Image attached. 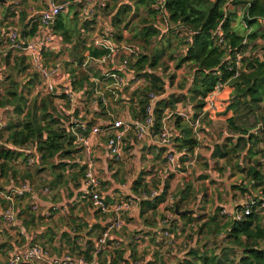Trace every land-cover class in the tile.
Masks as SVG:
<instances>
[{"label": "trees", "instance_id": "trees-1", "mask_svg": "<svg viewBox=\"0 0 264 264\" xmlns=\"http://www.w3.org/2000/svg\"><path fill=\"white\" fill-rule=\"evenodd\" d=\"M30 1L32 0H19V9H22V6L24 7ZM166 1L165 14L169 22V29L167 30L163 28L159 12L153 9L155 0H128L125 6L116 8L115 11L112 6H108L105 11L101 12L100 17L104 16L105 12L109 10L107 13L111 16L105 22L109 23L112 28L115 45L118 47L126 45L139 52L138 56L121 55L122 58L126 57L129 60L123 75H133L135 78L145 80V84L132 93L131 98H128L133 104L129 110L130 115L128 118L131 120H142L144 118L150 93L165 95L159 99L155 106V131L159 133L163 126V120L170 113H174L171 116V119L174 117L171 128L175 132V137L173 147L170 150L177 155L179 170H183L181 172L182 177L187 180L186 183H189V177L185 175V172H187L186 164L199 146V141L194 128L176 114L183 99L187 98L194 113L199 114L207 108V97L214 92L216 85L219 82H228L229 92L233 94V96L230 94L229 99L224 102V104H228V107H222L219 103L218 112H215L212 117L210 113L209 117L212 120L214 118L224 119L230 130L245 135L249 134L248 140L250 142L253 138H256V134L252 131L249 132V128L242 129L237 125L236 116L233 117V115L234 113L242 115L238 117V120H241L242 117L252 115L256 109L259 110L260 104L264 103V0ZM0 6L5 9L6 14L14 22L17 17L16 9L13 10L12 6L5 4H0ZM132 7L136 9L135 17L129 19L126 23L128 16L133 11ZM141 7L147 10L148 18L139 15ZM230 7L234 11H230ZM20 12L19 21L23 26V37H33L35 27L32 26L30 31L26 30L31 19L26 20V10H23V12L20 10ZM76 15L78 16V14ZM74 18L72 19L74 20ZM136 20L141 23L140 27L135 24ZM238 22L241 25L240 29L235 27ZM0 23L4 24L2 21ZM10 23H8V27L21 31L20 27H17L19 25ZM80 23L82 28L87 31H90L91 26H97L96 18L83 23L80 21ZM244 24L247 25V29H245ZM54 31L62 37L71 53V59L78 64H83L89 57L100 59L107 54L106 50L95 49L92 46L91 37L80 34L77 22L70 21L66 16L59 18ZM219 34H223L226 38L225 49L217 45ZM1 36L3 37V31H1ZM245 40L246 44L244 45ZM251 50H258L256 56H248ZM237 52L245 55L242 60L244 70L241 71L238 77H235L236 72L228 70L226 58H233ZM13 64L14 61L11 63V59L8 57L6 68L10 69V72L6 77L3 93H0V113L5 108L12 107L14 114L22 117V120L15 123L10 122L7 129L0 133V179L9 178L10 172H13L15 176L17 171L14 163L18 161H22L28 169H33L34 167L27 165L28 155L20 150L35 147L41 155V162L38 167L43 168L45 166L43 169L51 171L53 181L50 190L68 189L71 183L75 189L82 188L78 182L80 177L84 179L85 172L76 159L81 149L78 148L76 138L71 133L65 109L60 111L56 105L58 100L67 101L70 104L71 101L65 95L61 97L50 94L41 96L42 93L29 99V96L33 95L35 81L40 83L39 76L35 72L29 74L31 68L27 59L23 56ZM171 64H173L175 71L188 66L192 72L190 81L182 80L179 83L181 91H174L167 97V93L178 80L176 72L167 77L171 71ZM65 67L72 79V81L70 80L72 91L78 97L82 94L85 98L83 110H86L92 102L90 88L93 89L94 87L90 83V71H85L72 63H67ZM25 74L26 81H20L18 78L23 77ZM95 74L99 75L98 73ZM166 80L169 81V91L167 90L168 82ZM122 95H124L121 97L123 99H127L129 96L128 93ZM108 97L112 101H117L111 95H108ZM70 107L71 105L68 106V110ZM232 108H234L233 112H231ZM85 112V114L88 113ZM80 113V109H75L74 115L77 119L80 117L81 120H84L85 118ZM94 113L95 115L88 121L89 129L97 123L94 121L97 118L95 116L105 117L106 115V119L103 120L107 121L108 119V113L105 112L101 102L96 109L94 108ZM5 133H8L5 143L20 150H11L5 147L2 142ZM159 150L161 154L165 155L167 163V149L160 148ZM239 153H241V150L237 145H227L225 150H221L217 145L214 148L213 157L215 158L218 155L227 159L226 163L230 164L229 161L235 155L239 159ZM68 168H77L79 171L72 178H69L66 174ZM43 169H40L39 172ZM232 170L234 173L235 170L237 173H246L247 177L244 178H247L251 183L250 190L247 186L242 185L238 186L239 190L241 189L244 194L251 190L254 193L261 191L264 196V174L257 166L244 169L239 165H235ZM171 177L173 176H170L169 180L165 182L161 196L153 203L150 201L143 202L138 211V218L149 229H153L158 223L159 219L154 222L153 217H158L160 205L166 201L170 190L169 181ZM28 178L31 179V175L26 172L24 181H28ZM157 178L160 177H153L152 181H158ZM11 179L10 182H14L13 178ZM141 182L137 181L135 185L142 187L140 190L147 189L148 185H143ZM191 194L192 184H189L181 191L179 197H176L173 208L175 209L178 206L180 212H186L185 207L190 202ZM79 195L80 198H83L84 207L85 203H90L83 191ZM0 204L3 205L4 201H1ZM237 210H240V208ZM219 212L220 210L209 221L201 225L199 233L205 236V241L215 240L214 245L216 247L223 246V249L229 250L230 253L223 256L218 255L216 249L209 248L207 245L203 248L190 247L183 253V259L173 264H264V217L261 215L262 212H258L254 208L241 221H234L231 218L222 219L219 217ZM68 216L69 214L63 217L61 222L67 224L68 228H70V225H74L75 233H83L87 229V223L80 224L75 220L71 224L72 219ZM94 216L102 223L106 219V216L98 211L95 212ZM164 216L160 219H163ZM193 216L194 214L186 212L172 223V230L176 231L178 223H182V220L185 221L186 226H194ZM18 219L26 230L33 234L35 233L33 230L38 229L39 222L44 220V217L38 216L37 213L32 211V208L22 207ZM102 232L103 228L97 236L99 237ZM33 235L34 244L48 251L45 245L35 241V234ZM91 246L93 247V243ZM112 246L114 244L107 249H115ZM92 247H87L85 252L87 259H91L90 251ZM235 251L241 253L239 260L231 258V256L236 257ZM123 253L125 255V252ZM123 253L118 251L120 259L123 257ZM133 254L132 250L130 259L134 258ZM102 255L98 259V264H100ZM158 256L157 254L156 259H158ZM111 258L114 260L116 256L114 255ZM125 258L127 259V257Z\"/></svg>", "mask_w": 264, "mask_h": 264}, {"label": "built area", "instance_id": "built-area-1", "mask_svg": "<svg viewBox=\"0 0 264 264\" xmlns=\"http://www.w3.org/2000/svg\"><path fill=\"white\" fill-rule=\"evenodd\" d=\"M128 0H35V5L40 7L41 10L35 11L34 15L30 16L29 27L27 31L35 27V34L33 37L24 38L22 31L10 27L3 29L2 39L8 45L10 50L15 51L17 54L25 57L30 65L31 71L39 76L40 87L42 94L55 95L56 97L66 96L71 104L74 106L77 103L78 97L72 91L70 80L72 81L64 64L63 52L67 51L68 46L64 43L62 37L54 31V27L62 16L69 15L75 10L84 22L91 21L96 18V21L101 20V12L105 11L108 6L120 2L126 3ZM166 0H155L153 9L159 12L162 25L164 29H169L168 18H166ZM33 3V2H32ZM13 10L16 9L17 17L19 19L20 9L19 0H15L10 4ZM29 13L33 10L28 8ZM74 16V15H72ZM71 16V17H72ZM107 23V22H106ZM245 29L247 25L244 24ZM94 29L91 33L83 29L82 35L91 37L92 46L98 50H106L107 54L100 59L87 58L83 64H78L73 59L67 57V62L74 64L85 71H90L91 65H100L95 73L90 72V83L93 84L92 92V106L97 108L101 102L108 113L109 121L97 122L90 129L88 128V121L93 116L87 117L88 119H72L70 130L76 138L78 148L81 149L80 166L84 169V190L88 201L92 205L95 212H100L106 216L103 222L102 234L93 241V247L90 251V258L87 259L85 255H72L63 253L61 256H52L48 251L44 250L39 245L34 244V235L29 233L19 221L18 215L20 208L15 203V198L25 197L30 195L34 199L33 209L38 212V195L34 187L28 181H20L19 186H14L13 182L7 194H2L6 207L0 212L1 222L5 227L11 229L9 231L11 236L20 238L18 244H13V249L9 253L7 264H98L99 257L110 247V242L117 241L114 239L116 233L121 232L127 225L126 217L138 213L141 204L145 201L154 202L164 190V185L158 189L153 190H140L137 194L121 197L119 200L110 203L106 200L101 192V179L97 173V163L95 156V148L93 140L98 137L107 139V151L111 159L120 163L123 161L125 149L128 146L127 137L132 134L138 141L152 140L155 141L159 148L167 149V169L179 173V164L177 155L170 149L174 144L175 132L167 124V120L174 114L170 113L164 120L163 126L159 133L155 131V106L159 99L165 95H158L150 93L148 95L149 103L145 109V115L142 120H131L122 117H115L111 110L112 100L108 97L111 95L117 100L119 95L126 92L134 93L145 84L144 79L135 78L133 75L124 76L129 60L121 55L138 56L139 52L136 49L130 48L126 45L118 47L113 42V32L109 23L105 26V31L100 33V29ZM90 28V29H91ZM246 44V40L243 42ZM217 45L222 49L226 48V38L223 34L218 35ZM245 55L236 53L233 58H226L228 70L235 71V77H238L241 71L244 70L243 58ZM67 76L69 78L68 85L61 87L59 80ZM228 82H219L214 92L207 97V108L199 114H195L193 110L189 113L183 109L176 112L184 121L190 124L197 133L198 141L204 138L203 121L211 112L218 111V105L224 94ZM127 87V88H126ZM81 98L85 99L81 94ZM79 98V99H81ZM86 115V114H85ZM88 116V115H86ZM90 116V115H89ZM71 125H73L71 127ZM8 123L3 120V112L0 113V133L7 129ZM200 139V140H199ZM5 147L11 150H20L10 144L4 143ZM260 146L264 150V137L260 141ZM28 155L27 165L35 167L40 165L41 155L35 147L21 149ZM44 194H52L51 190L47 187ZM174 205V203H173ZM240 210H235L232 215V220L241 221L245 215H249L254 208L258 212L264 213V196L260 191L258 194L254 192H247L245 194V201L240 204ZM173 208V207H172ZM63 205L52 203L48 216L52 213L65 214ZM179 217L176 215L175 209L170 213H166L163 219H160L153 229H149L148 233L153 237V248L159 252L165 250H174L178 245H181L177 235L172 230V223ZM181 223V222H179ZM145 237L143 235H136L134 240L136 243L141 244ZM147 239V238H145ZM184 242V241H183ZM116 246V245H115ZM118 246V245H117ZM184 250L192 247L188 243H183ZM165 255V254H163ZM133 264H146L142 261H135ZM153 264H162L160 261H153Z\"/></svg>", "mask_w": 264, "mask_h": 264}, {"label": "rangeland", "instance_id": "rangeland-1", "mask_svg": "<svg viewBox=\"0 0 264 264\" xmlns=\"http://www.w3.org/2000/svg\"><path fill=\"white\" fill-rule=\"evenodd\" d=\"M10 4H12L13 1L15 0H6ZM35 2V1H34ZM27 3L26 5H24V7L22 6V9L20 8V10L23 12V10H26V20L29 19L30 16L34 15L35 11H39L41 10L40 7L36 6L35 3ZM127 4H121L120 2L116 3L115 5L112 6V9L115 11L116 8H121L122 6H125ZM28 8H31L33 10V12L31 11L29 13ZM132 12L130 13V15L127 18L126 23L129 21V19H133L134 13L136 11L135 8L132 7ZM233 8L230 7V11H232ZM111 11V9H110ZM234 11V10H233ZM109 12V10L107 11ZM105 12V15L101 17V20L96 21L97 22V26H93L94 28H98L100 29V33H103L105 31V26L107 25V23L105 22V20L108 19L109 13ZM21 14V12H20ZM241 14V13H240ZM74 15V16H72ZM139 15L142 17H146L148 18V13L147 10L143 7L140 8L139 11ZM72 16V17H71ZM113 16V15H112ZM66 17L70 20V21H74V23L77 22L78 24V30L79 33L82 34L83 28L82 25L80 23V21L83 23V19L79 17V15L77 16L75 14V10L71 11L69 13V15H66ZM75 17V18H74ZM8 16V14H6L5 9H3L0 6V21L4 22V24L0 23V93H3V89L4 86L6 84L5 80L6 77L8 76V73L10 72V69L6 68V61L7 58L10 57L11 59V63L14 61V64L16 62L17 59H20V57H22L21 55H18L15 51L10 50V48L8 47V45L4 42V40L2 39L1 36V31H3V29H7L10 28L8 27L9 24H17L20 27L21 31L23 32V26L20 24L19 19L15 20L14 22H12L11 18ZM74 18V20L72 19ZM142 19V18H141ZM135 24L140 27L141 23L138 22V20H136ZM241 25L238 23H236L235 27H237V29H240ZM94 29H90V33L93 31ZM262 44V42H261ZM144 53L146 51H143ZM258 52V50L253 51L251 50L248 53V56L253 57L256 56V53ZM67 57L72 58L71 53L69 50L64 51L63 52V56L60 57L62 59H64V64L66 65L67 62ZM21 61V60H20ZM13 64V65H14ZM92 68H90V72L94 73V71L96 72L97 69L100 68V65H91ZM177 74V82L175 84V86L170 89L171 92L176 91L179 92L181 91L179 83H181L182 80L185 81H190L191 79V72L192 70L190 69V67H184L183 69L179 70V71H175L174 70V66L173 64H171V71L169 72V74L167 75V77H169L170 75H172L173 73ZM28 73V71H27ZM33 72H31V70H29V74H31ZM97 73V72H96ZM20 81L25 80L26 79V74L23 77H19L18 78ZM26 81V80H25ZM169 84V81L166 80ZM36 84L33 88V95L29 96V99H32L33 96L42 93L41 88L40 87V83L38 81H35ZM167 90L169 91V87L167 88ZM26 93V90H25ZM3 95V94H2ZM41 96L44 95L40 94ZM129 96L127 97V99H123L121 98L124 95H119L117 97V101H112L111 102V110L113 111V115L115 117H122V115H125L126 112L129 113V110L131 109V107L133 106V104L128 100V98H131V94H128ZM169 96V94L167 93V97ZM76 97H78L76 95ZM77 99V103L73 106L72 104L68 103L67 101H56V105L58 107V109L60 111H62L63 109H65L66 111V117H67V122H69V124L71 123L72 119H77V117L74 115V113H70L68 114V106L71 105L70 108L73 107H79V109L81 110V112H83L84 114L86 113L85 111H87L88 113L86 115H92V113H94V109L92 104L89 105V107L86 110L84 109L83 103L85 101V99L81 98ZM69 101V100H68ZM179 109H183L185 112L189 113L192 109L189 100L183 99L182 103L179 104ZM106 112V110H105ZM252 113V112H251ZM249 115V114H248ZM251 115V114H250ZM102 121H104L103 119H106V115L105 117L100 116ZM107 121L110 120L109 117H107ZM251 118V119H250ZM80 119V117H79ZM3 120L6 121L8 124L11 123H15L18 121L22 120V117L17 116L16 114H14L13 108L12 107H8L5 108V110L3 111ZM105 122V121H104ZM174 122V117L171 119V117L167 120V124L168 126L171 128L172 123ZM259 123L264 124V103L260 104V108L259 110L256 109L255 112L252 113L251 117H249L248 120V124L252 127L258 126ZM249 127V128H252ZM8 134V133H7ZM7 134L5 133V135L3 136L2 142L5 143L7 140ZM264 137V130L261 131V133L257 136L256 135V143L255 145L257 146L256 150L259 152L260 157L257 160H260V162L258 161L256 166H258V164H260L258 167L260 169H262V171L264 172V165L261 162L262 157L264 156V151H262L263 149H259L258 145H260V141L262 140V138ZM258 139V140H257ZM101 140H105V138L103 139V137H101ZM81 154H78L76 157V159L78 161H81L80 158ZM14 165L16 166V175H13V172H10L11 174L9 175V178H3L0 179V203L1 201H5L2 194H7L9 191V188L11 186L10 180H12L11 178H13L14 182L13 185L14 186H19L20 181H24V179H26V172H29L31 175V179L28 178L29 182L32 184V186L34 187L38 198H42L43 196L45 197H49L51 200H53V202L55 203H60L63 200L62 197V193L61 188L59 189H55V190H51L52 194L47 195L44 194V190L45 188H51V182L53 181L52 175H51V171L50 170H46L43 169L42 167H34L33 169H28L25 164L22 161H18L16 163H14ZM40 169H43L41 172H39ZM165 169H167V165H165ZM183 171V170H182ZM182 171L179 170V173L175 174L174 172L168 170L167 175L165 176V178H157L158 181H152V179L150 180V184H148V188L145 190H149V189H153L156 190L158 189L160 186L164 185L165 186V182L167 180H169L170 176H173L170 178L169 181V185H170V190L167 194L166 197V201L165 203L161 204L160 207V211L158 212V217H153L154 222H157V220L161 217H163L166 213H170V211H173L174 205L173 203H175V199L176 197H179V194L181 193V191H183L189 184H192V194L190 197V202L189 204L185 207V210L190 213V214H194L193 219L195 220L193 222L194 226L188 227V225L186 226L185 221L182 220V223H178L179 226H177V230L174 231L175 234L177 235L180 243H182L181 245H178L174 250H165V252H163L165 255H163L162 257L155 259L154 256L155 254H153L155 251L153 246L155 245L154 242L152 241V239L150 240V238L147 239H143L141 244H136V249L134 248L133 250H137L139 249L140 252H136L134 253V258L130 259V255L128 253L127 250H122L121 248H127V245H123L122 247L120 246H112L115 247V249H107V251H105V253H103L102 257L100 258V264H133L135 261H142V263L146 264H153V261H160L162 264H173L176 263L178 261L181 260V257L183 256V253L186 252V250H184V248L182 247L183 243H188L189 245H191L194 248H203V246L209 247V248H214L217 250V254L218 255H228L230 252L229 250H225L223 249V246L220 247H216L215 244V240H209V241H205V236L201 235L199 233V228L201 227V225L206 222L209 221V219H211L214 215H216L219 212V217L222 219L228 218V219H232V215L235 212L236 209L241 208L240 204H242L245 201V194L244 192L241 191V189H238V186L242 185V186H247L248 188L250 187L249 184L250 181L246 178H243L240 181H236L234 185H232L231 183V187L229 188L227 185H223L222 183H218V181L211 179L210 177L207 178L209 180V184H205L201 182V180L204 181V179L198 178L194 175V177L191 176V174L189 173V170L186 166V171L185 175L189 177L188 180L189 183H186L187 180L184 179V177H182ZM189 173V174H188ZM206 179V180H207ZM69 189V190H68ZM68 189H64V195L65 198H68V192L69 194L72 192L70 188ZM236 190H239L240 193L239 194H234V197L232 200H234V202H232V205L234 206V210L230 211L229 208L223 207V205H227L230 202V197L228 196V192H233ZM229 190V191H228ZM260 191L255 192L256 194H258ZM54 193H59V195L54 196ZM79 197V201H81V203H79V205H83V198ZM3 198V199H2ZM59 198V199H58ZM15 203L16 205L21 209L22 207H29L32 208V211H34L33 209V203H34V199L29 195V196H25L22 198L16 197L15 198ZM0 206L4 209L6 207L5 204ZM82 208L87 211H93L92 206L90 205V203H85V207L84 205L82 206ZM41 209L38 212L35 213H40ZM231 212V213H230ZM95 215V213H94ZM262 217H264V213L261 214ZM41 217V216H40ZM128 218V216L126 217V219ZM158 220V221H159ZM73 226L70 225V228H73ZM38 230V229H37ZM37 230H33V231H37ZM9 231H12L11 229L7 228L4 226V224L1 222L0 219V264H7L8 261V257H9V253L10 251L13 249V244L17 243L18 240H20V238H15L14 236H11ZM101 231V227L98 228V231L96 233V236L100 233ZM135 236L140 234L143 235V237H145L146 234H143L144 232L139 230V228H136L135 230ZM123 232V230L121 231ZM150 235V233H149ZM220 240H222V238H220ZM135 241V240H134ZM184 241V242H183ZM88 244L83 243L81 246H79V249L77 250H70L69 254L72 255H85V252L87 249V247H92V243L91 241H87ZM113 243V242H110ZM145 243H150V245H145ZM18 244V243H17ZM112 245V244H110ZM140 245V247L138 248L137 246ZM149 247V248H148ZM83 249V250H82ZM225 250V252H224ZM118 251H121V253L125 252V255L123 253V257L120 259L119 258V254ZM138 251V250H137ZM49 252V251H48ZM50 253V252H49ZM236 257L231 256V258H235L236 260H239L241 253L239 251H235ZM116 256V259H112L111 257ZM127 257V259L125 258ZM230 258V259H231ZM129 260V261H128Z\"/></svg>", "mask_w": 264, "mask_h": 264}, {"label": "crops", "instance_id": "crops-1", "mask_svg": "<svg viewBox=\"0 0 264 264\" xmlns=\"http://www.w3.org/2000/svg\"><path fill=\"white\" fill-rule=\"evenodd\" d=\"M34 1L35 0H32L30 2L32 3ZM59 82L61 87H64L65 85H68L69 78L64 76L59 80ZM229 90L230 88L227 86L220 101L222 107H228V104H224V102L229 99L230 94L233 96ZM173 92L169 91L168 94ZM126 93L131 94L129 92ZM79 98H81V95ZM77 108L79 109V107L70 108L68 110V114L72 112L74 113ZM94 108L95 107H93V109ZM233 109L234 108H232L231 112H233ZM214 113L215 112H211V115L209 113L205 118L206 121L204 119V138H200L201 140L199 139V146L196 148L193 156L190 157V160L186 165L192 177L195 175L198 178L204 179V181L201 180L202 184H209V180L207 178L210 177L211 179L218 181V183L227 185L230 188L232 185L236 184V181L241 182L244 177H247L246 173H237L236 170L234 173L232 167H235V165H239L244 169L254 167L257 165L255 163L258 161L260 162V160L257 159L261 157L259 152L256 150L257 146L255 145V138H253L250 142L248 140L249 134L245 135L243 133L230 130L228 123L224 119H210L209 115L212 117L214 116ZM80 115L88 119L87 117L94 116L95 113H92L90 116H86L83 112H81ZM129 115L130 114L126 112V114L122 116L129 119ZM234 116H236L237 125L242 127V129L252 127L248 124V120L251 115L245 118L242 117L241 120H238V117L242 115L234 113L233 117ZM95 117H97L94 120L95 122H100L102 120L100 116ZM249 129V132L252 131V133L258 136L261 131L264 130V124L259 123L258 126ZM127 143L128 146L125 149L123 161L116 163L108 155L107 139L105 138V140H101V138L98 137L93 140L97 173L101 179V192L110 203L119 200L121 197L134 195L142 189L139 185H135L137 181H142L141 183L143 185H148L153 177L165 178V165H167L165 155L160 153V148L156 145L155 141H138L132 134H130L127 137ZM231 144L237 145L241 150V153H239V159L236 158L237 156L235 155L229 161L230 164H227V159L218 155L215 158L213 157L214 148L217 145L221 150H225L227 145L230 146ZM258 147L261 149L260 145H258ZM261 162L264 165V156L262 157ZM259 165L260 164H258V166ZM259 170H261L264 174L262 169L259 168ZM78 171L79 170L77 168H68L66 172L67 177L72 178ZM230 182H232V185ZM78 183L81 184L82 188L75 189L72 183L69 185L72 192L70 194L68 192V198H65L63 190L60 191L62 193L63 200L58 204L64 206L65 214L52 213V215L48 216L46 214H48L52 203L55 202L45 196L38 198L37 200L39 206L38 211L41 209L40 213H37V215L44 217V220L39 222L40 225H38V230L36 229L37 231H34L35 233L33 234H35V241L45 245L46 249L52 256H61L63 253L69 252L72 249H79V246L83 243L86 244L87 241L93 242L98 237L96 236L98 228H103L101 220H97L95 218L94 211L89 212L82 208L83 205H79L80 201L78 195L84 190V180L82 177L79 178ZM251 192L253 191L251 190ZM233 193L239 194L240 191L235 189L233 192H228L230 202L227 205H223V207L229 208L230 211L234 210V206L232 205V202H234V200H232L234 197ZM54 196H57V193H54L53 197ZM1 210L2 207H0V212ZM68 214V217L72 219L71 224H73V221L75 220L80 224L87 223V229H85L83 233H75L73 228L69 229L67 224L65 225L61 222L62 218ZM136 228H139V230L144 232L143 234H146L145 238H150V240L153 238L148 233L149 228L143 225L142 221L138 218V213H136L128 216L126 227L123 229V232H119L114 235V239L117 241H112V244H114V246L118 245L119 247H122L124 244L127 245V248L121 249L127 250L128 253L131 254V251L134 248L136 249L137 244L136 241H134V230ZM145 245H150V243H145ZM137 247L139 248L140 245ZM85 250L87 251V249ZM137 250H133V253L140 252L139 249ZM153 254H155L154 258L156 259L157 254L159 255L158 258H160L164 253L155 251ZM181 259H183V256Z\"/></svg>", "mask_w": 264, "mask_h": 264}, {"label": "water", "instance_id": "water-1", "mask_svg": "<svg viewBox=\"0 0 264 264\" xmlns=\"http://www.w3.org/2000/svg\"><path fill=\"white\" fill-rule=\"evenodd\" d=\"M0 4H5L7 6H9V3L6 1V0H0ZM169 87V84L167 83V88ZM127 88V87H126ZM250 190V188H248ZM175 212H176V215L178 217H181L182 215H184L186 212H180L179 209H178V206L175 208Z\"/></svg>", "mask_w": 264, "mask_h": 264}]
</instances>
